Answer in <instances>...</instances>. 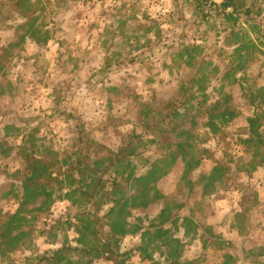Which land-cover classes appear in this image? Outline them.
I'll return each instance as SVG.
<instances>
[{"label":"rangeland","instance_id":"obj_1","mask_svg":"<svg viewBox=\"0 0 264 264\" xmlns=\"http://www.w3.org/2000/svg\"><path fill=\"white\" fill-rule=\"evenodd\" d=\"M222 1L0 0V54L18 43L9 52L12 55L3 71L6 77L0 78V140L14 147L10 157L0 153V211L14 212L18 207L8 198L1 200L9 184L21 188L25 163L19 159L17 147L27 146L38 157L48 159L47 148L59 152L62 163L56 169L65 179L68 166L64 161H69L67 154L75 151L81 126H85L83 129L91 138L118 150L134 130L141 102L153 103L156 98L169 97L180 84L181 76L192 78L204 59L202 67L211 75L214 85V89L210 88L211 102L221 93L230 94L236 117L217 135H205L199 129L201 138L207 141L198 144L197 152H207L194 176L198 185L188 199L176 194L181 168L176 167L164 176L158 188L172 201L186 202L184 213L194 216L201 228H208V232L199 230L197 235L184 237L183 231L178 234L185 243L184 261L264 264V257L252 253L264 246V172L252 171L253 159L243 144L249 133L248 118L255 111L247 98L264 86V0H242L246 6L254 3L253 17L258 8L262 9L252 24L263 27L251 33L257 46L250 54L254 62L238 73L241 80L232 85L220 82L230 63L239 64L238 56L233 55V39L230 44L226 42L231 29L224 14L233 9L218 8ZM246 21L242 15L236 31L241 32L240 42L248 29ZM46 35L50 38L47 44L33 41V36L43 39ZM195 46L199 49L194 50ZM180 51H190L188 57L196 58L192 66L183 64L185 59H176ZM146 143L140 150L145 148L148 156L154 148ZM134 160L137 168L144 166L143 156ZM219 163L229 168L222 177L224 186L218 189L220 182L216 179L215 193L202 198L205 183L200 178L210 174ZM66 183L71 184L70 179ZM70 190L73 187L65 185L63 191H56L57 201L50 211L31 219V229L36 230L33 236H39L33 244L15 252L14 261L36 264L64 242L78 246L75 228L63 225L61 229H51L57 220H75L77 214L91 208L78 197L67 200L65 194ZM253 193L257 194L259 206L245 224L237 214ZM106 204L101 214L111 206ZM189 209L194 210V215ZM43 230L45 235L41 236ZM244 231L248 233L245 236ZM140 245V235H133L123 240L121 249L132 252ZM153 256L161 259L159 251L155 250ZM127 258L129 263L148 264L142 263L136 252ZM92 260L93 264H112L103 258Z\"/></svg>","mask_w":264,"mask_h":264},{"label":"trees","instance_id":"obj_2","mask_svg":"<svg viewBox=\"0 0 264 264\" xmlns=\"http://www.w3.org/2000/svg\"><path fill=\"white\" fill-rule=\"evenodd\" d=\"M246 5L242 0H223L217 6L224 11L233 9V12L224 14L231 29L226 36V42L230 44L233 39V55L238 56L239 63L235 65L233 61L234 66L230 63V67L223 72L220 78L223 85L239 82L241 79L237 78L238 73L254 62L250 54L257 46L251 33L260 31L263 25L252 22L260 17L262 9L258 8L253 17L254 3L251 6ZM199 8L201 3L197 6L198 10ZM242 15L247 18L248 29L242 33L240 42L241 32L236 31L240 27ZM49 40L47 35L43 39L33 36V41L38 45L47 44ZM17 45L16 42L11 44L4 54H0V78L6 77L3 71L12 55L9 52L14 51ZM193 48L198 50L199 46ZM189 52L180 51L176 59H185L183 64L192 66L196 58L188 57ZM204 64L205 60H200V68L192 78L181 76L180 84L172 89L169 97L156 98L157 101L153 103L141 102L142 108L133 123L134 130L118 150L91 138L83 129L85 126H81V133L75 139V151L67 154L71 158L69 161H64L68 166L65 179L59 176L62 173L56 169L62 163L59 152L47 148L48 159L38 157L27 146L17 147L20 150L17 155L25 163V169L20 190L12 183L1 196V200L8 198L18 207L14 212L0 211V264H19L12 259V255L26 244H33L34 239L39 236H33L36 230L31 229V219H38L39 214L48 213L52 204L57 201L54 198L55 192L63 191L65 185L73 187V190L65 194L67 200L78 197L93 209L77 214L75 220H57L51 229H61L63 225L75 228L78 246L64 242L61 248L50 256L41 257L36 264H93L94 258H103L112 264H133L128 262L127 257L135 252L142 263L196 264V260L184 261L185 243L178 234L183 231L184 237H187L190 234L197 235L199 230L208 232V228H201L194 216L185 214L186 202L172 201L171 196L159 190L158 183L176 167L181 168L176 194L188 199L198 185L194 176L201 168L207 152L206 149L197 152L198 144L207 141V138H201L199 129H203L205 135H217L222 132L225 124L236 117L230 94L221 93L219 98L211 102L210 88L214 89V85L211 75H207L206 69L202 67ZM247 99L255 107V111L248 118L249 133L243 144L253 159L252 171L264 172V86L259 87ZM6 127L7 130L11 129ZM146 142L154 148L148 156H145V148L140 150V146L148 145ZM13 148L0 140V153L6 158L11 156L9 154ZM141 156L145 160L144 166L137 168L134 158ZM228 170L225 164L219 163L210 174L202 175L201 183H205L200 194L202 198L215 193L213 184L216 179L220 182L218 189L224 186L222 177ZM68 179L71 184L66 183ZM110 196L114 198H106ZM106 203L111 206L101 214ZM258 206L257 194L253 193L251 199L238 212V219L248 224L249 215ZM189 210L194 215V210ZM246 234L247 231H244L243 236ZM43 235L44 230L41 231V236ZM133 235H140L141 245L132 252L122 251L123 240ZM155 250L161 253V259L153 258ZM252 253L255 257H264V246L258 252Z\"/></svg>","mask_w":264,"mask_h":264}]
</instances>
